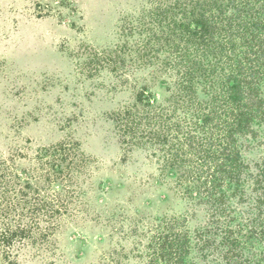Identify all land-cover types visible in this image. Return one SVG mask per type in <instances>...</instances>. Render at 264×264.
<instances>
[{
	"label": "trees",
	"instance_id": "obj_1",
	"mask_svg": "<svg viewBox=\"0 0 264 264\" xmlns=\"http://www.w3.org/2000/svg\"><path fill=\"white\" fill-rule=\"evenodd\" d=\"M146 3L115 49L87 60L117 83L119 72L150 68L155 75L152 84L128 79L130 101L111 116L122 147H139L147 158L150 152L156 184L173 191L184 208L156 221L146 238V263L264 264V0ZM73 143L38 147L33 156L42 170L36 181L59 180L67 207L85 159ZM4 165L0 248L7 262L20 264L14 249L38 243L35 222L48 223L51 209L28 203L29 183L11 199L15 188L4 185L13 183ZM44 223L39 230L48 233Z\"/></svg>",
	"mask_w": 264,
	"mask_h": 264
},
{
	"label": "rangeland",
	"instance_id": "obj_2",
	"mask_svg": "<svg viewBox=\"0 0 264 264\" xmlns=\"http://www.w3.org/2000/svg\"><path fill=\"white\" fill-rule=\"evenodd\" d=\"M147 7L146 0H0V175L8 165L11 199L29 183L28 203L51 209L48 223L35 222L38 243L14 249L20 264H147L156 221L184 210L156 184L154 156L126 151L111 119L130 101L128 79L152 84L155 75L150 68L119 72L117 83L87 61L115 49ZM64 140L77 142L85 158L68 207L63 184L36 181L42 170L33 166L38 147ZM43 223L48 233L39 230ZM3 255L0 248V264H11Z\"/></svg>",
	"mask_w": 264,
	"mask_h": 264
}]
</instances>
